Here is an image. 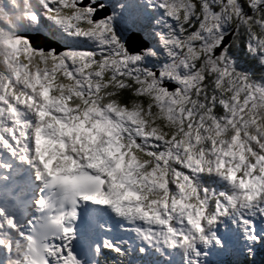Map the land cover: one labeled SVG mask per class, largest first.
<instances>
[{
    "label": "snow or ice",
    "instance_id": "1",
    "mask_svg": "<svg viewBox=\"0 0 264 264\" xmlns=\"http://www.w3.org/2000/svg\"><path fill=\"white\" fill-rule=\"evenodd\" d=\"M0 264H264V0H0Z\"/></svg>",
    "mask_w": 264,
    "mask_h": 264
},
{
    "label": "bare ground",
    "instance_id": "2",
    "mask_svg": "<svg viewBox=\"0 0 264 264\" xmlns=\"http://www.w3.org/2000/svg\"><path fill=\"white\" fill-rule=\"evenodd\" d=\"M86 2V1H85Z\"/></svg>",
    "mask_w": 264,
    "mask_h": 264
}]
</instances>
